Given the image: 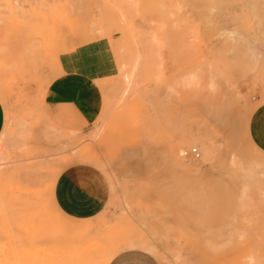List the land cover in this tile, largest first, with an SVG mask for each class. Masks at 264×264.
<instances>
[{"label":"rangeland","instance_id":"obj_1","mask_svg":"<svg viewBox=\"0 0 264 264\" xmlns=\"http://www.w3.org/2000/svg\"><path fill=\"white\" fill-rule=\"evenodd\" d=\"M71 71L79 128L46 106ZM0 103V264L108 261L113 228L161 264H264V0H0Z\"/></svg>","mask_w":264,"mask_h":264},{"label":"crops","instance_id":"obj_2","mask_svg":"<svg viewBox=\"0 0 264 264\" xmlns=\"http://www.w3.org/2000/svg\"><path fill=\"white\" fill-rule=\"evenodd\" d=\"M89 75L71 71L54 80L46 93V106L50 115L64 126L84 127L91 123L89 110ZM6 114L0 103V136L5 129ZM108 264H161L150 250L129 247L115 253Z\"/></svg>","mask_w":264,"mask_h":264},{"label":"bare ground","instance_id":"obj_3","mask_svg":"<svg viewBox=\"0 0 264 264\" xmlns=\"http://www.w3.org/2000/svg\"><path fill=\"white\" fill-rule=\"evenodd\" d=\"M65 72V71H64ZM45 91V90H44ZM45 93V92H44ZM45 95V94H44ZM195 148V147H194ZM193 149V148H192ZM188 150V149H186ZM184 148L181 149L179 151L180 155L183 154V157L184 156V153L185 151ZM175 155V154H174ZM207 155V154H206ZM171 157H173L171 155ZM186 158V157H185ZM172 159H175L176 158H172ZM178 161V160H177ZM183 165V164H182ZM191 168V167H190ZM188 169V168H187ZM191 170V169H190ZM54 176V175H53ZM29 179V178H28ZM28 184V183H27ZM39 189V188H38ZM38 191V190H37ZM33 192V191H32ZM27 193V192H26ZM47 217V215L45 216ZM44 217V218H45ZM43 218V220H44ZM46 219V218H45ZM46 221V220H44ZM41 222H43L41 220ZM40 222V223H41ZM45 223V222H44ZM47 223V222H46ZM48 224V223H47ZM71 224V223H70ZM74 224V223H72ZM39 227L42 225L41 224H38ZM37 225V226H38ZM62 225V224H61ZM66 226L62 229L60 227L61 232L66 236V235H78L79 233H83L84 230L82 229V227H79L78 225L75 226V225H70V227L67 226V224H65ZM43 226V225H42ZM83 226V225H82ZM86 226V225H85ZM88 226V225H87ZM84 227V226H83ZM54 228V227H53ZM87 228V227H86ZM45 228L43 227V231L46 232L44 230ZM58 230V229H56ZM55 230V231H56ZM42 231V230H40ZM39 231V232H40ZM42 231V232H43ZM50 233L51 230H49ZM53 231V230H52ZM58 233V231H56ZM48 233V232H47ZM49 233V234H50ZM55 233V232H54ZM53 233V234H54ZM43 235V233H40ZM45 235H47L46 233H44ZM56 234V233H55ZM61 234V233H60ZM62 235V234H61ZM58 237V236H57ZM124 246H131V247H141V248H144V249H147V250H153V251H156V246L151 242L149 241L148 239L144 238V237H138V236H131L129 234L126 233L125 230L123 229H111V231L108 233V236L106 238V241L104 244H102V246L100 247V249L98 250V253L99 255H101V257H103V255L105 253H107L108 251H110L111 249H117V248H120V247H124ZM64 249V248H63ZM28 251V250H27ZM26 252V251H25ZM31 252V251H30ZM64 255H66V260H67V264H92V262H96L92 253L90 252V250L87 248V247H84L78 243H73V242H69L66 244L65 246V249H64ZM36 256V254H35ZM49 256V255H48ZM63 256V255H62ZM34 257V256H33ZM37 257V256H36ZM53 257V255H52ZM48 258V257H47ZM24 259V257H23ZM21 259V260H23ZM111 259V258H110ZM110 259L108 261H101V262H98L96 264H108ZM18 260V258H17ZM17 260L15 261V264H17ZM33 260V259H32ZM48 260V259H47ZM46 260V261H47ZM53 260V259H52ZM10 260H7V263L10 264L9 262ZM31 261V260H30ZM29 261V263H30ZM49 261V260H48ZM47 261V262H48ZM14 263V261H12ZM17 262V263H16ZM25 262V261H24ZM23 262V264H24ZM32 262V261H31ZM51 262V260H50ZM12 263V264H13ZM22 263V262H21ZM20 261H19V264H21ZM26 263V262H25ZM31 264H34V263H31ZM48 264V263H47Z\"/></svg>","mask_w":264,"mask_h":264},{"label":"built area","instance_id":"obj_4","mask_svg":"<svg viewBox=\"0 0 264 264\" xmlns=\"http://www.w3.org/2000/svg\"><path fill=\"white\" fill-rule=\"evenodd\" d=\"M184 156L186 158H199L200 157V152L198 151L197 148H193V149H190V150H186L185 153H184Z\"/></svg>","mask_w":264,"mask_h":264}]
</instances>
